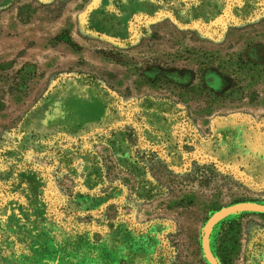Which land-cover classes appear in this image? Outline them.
I'll use <instances>...</instances> for the list:
<instances>
[{"label": "rangeland", "instance_id": "1", "mask_svg": "<svg viewBox=\"0 0 264 264\" xmlns=\"http://www.w3.org/2000/svg\"><path fill=\"white\" fill-rule=\"evenodd\" d=\"M264 205V0H0V264H211ZM264 264V212L209 237Z\"/></svg>", "mask_w": 264, "mask_h": 264}, {"label": "water", "instance_id": "2", "mask_svg": "<svg viewBox=\"0 0 264 264\" xmlns=\"http://www.w3.org/2000/svg\"><path fill=\"white\" fill-rule=\"evenodd\" d=\"M238 212H264V205L252 204V203L238 204V205L229 207L227 209H224L223 211L215 214L211 218L208 226L205 229V234L203 238L204 250L211 264H219V262L216 260V258L212 254L211 249H210V244H209V237H210V233L213 227L217 223H219L221 220L225 219L226 217L232 214L238 213Z\"/></svg>", "mask_w": 264, "mask_h": 264}]
</instances>
